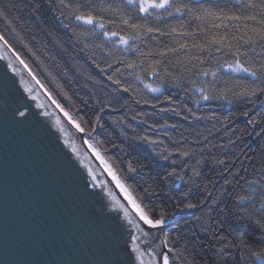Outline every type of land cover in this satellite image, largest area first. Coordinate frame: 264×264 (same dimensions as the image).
<instances>
[{"label": "snow or ice", "instance_id": "obj_1", "mask_svg": "<svg viewBox=\"0 0 264 264\" xmlns=\"http://www.w3.org/2000/svg\"><path fill=\"white\" fill-rule=\"evenodd\" d=\"M30 2L32 7L28 11L37 23H43L42 17L46 11L67 35L65 40L55 32L46 33L51 37L53 47L68 56L71 69L77 76L91 83L92 88L87 98L80 96L78 91L70 92L74 81L69 68L65 67L59 75L50 71L37 51L23 42V28L18 30L15 26L17 21L12 13L14 10L19 11L16 0H0V20L6 25L0 30V52L4 53L0 60L6 61L0 80L11 79L15 85L16 77H19L23 92L32 101L44 97L37 108H52L51 112H33L28 103L21 102L22 97L12 98L9 102L10 90L6 83L0 84V124H23L30 117L39 122V117L43 116L46 120L54 118V126L59 132L66 131V122L74 127L76 133L87 137L83 143L88 145L91 154L103 165L102 171L110 179L101 180L90 165L84 167L83 161H77L79 168L73 164L70 154L77 153V149L71 135L63 140V146L68 149L65 153L67 162L79 177L81 192L86 198L99 199L106 196L111 199V208L118 219L123 213L125 223L113 227L115 230L123 228L127 233L124 248H111L106 251L105 258L96 261V264H193L183 255L187 247L182 251L177 245L184 241L186 245L191 242L195 246V241L199 240L197 233L206 237L201 247L211 252L205 264H227L232 255L229 249L233 245L231 241L224 243L228 237L224 234L223 223L216 218L221 214L226 217L233 211L224 203L225 190L221 189L220 194L210 201L205 196L193 203L190 194L193 188L198 187L195 184V177L200 175L197 166H192V175L187 181L174 167L160 175L157 168L163 169L159 162L177 163L172 159L173 152L178 151L182 157L189 158L194 153L191 149L174 148L170 151L165 139L172 140L170 132L181 126L169 124L167 120L149 124V117L172 113L176 116L183 114L185 121H200L207 118L198 115L202 105L207 108L213 102L230 105L244 100L255 104L259 97L264 96V0ZM186 16L196 23V28L167 23L172 19L183 20ZM9 36L34 58L37 62L35 68L39 72L34 70L33 61L10 42ZM165 40L167 43L163 42ZM148 42L155 46H150ZM77 57L82 58L84 63ZM49 59L55 61V57ZM92 69L96 70L97 75H93ZM9 70L14 74L12 77L8 76ZM41 76L45 79H41ZM105 81L108 83L105 84ZM49 83L54 84V89L49 88ZM106 87L108 92L104 91ZM172 90L179 93V101L174 99ZM122 93L130 94L129 99H123ZM77 100L80 102L77 103ZM89 100L94 102L92 107L96 109L94 119L86 118ZM130 100L136 105L150 106L154 111L131 116L132 121L147 126L143 134L132 136H129L126 129H132L134 133L136 129L127 122L126 116L108 115L107 121H110L113 128L119 129L120 142H115L105 126L106 113L117 112L119 109L130 110ZM187 100H191L193 107L184 103ZM165 102L169 106L160 107ZM223 119L225 123L230 121L227 116ZM161 135L165 139H161ZM181 139L185 138L181 136ZM203 139L206 141L205 149L219 148L226 156L233 152L230 160H237L241 156L250 159L243 149L234 152L235 144L231 140L221 146L208 142L207 136H203ZM137 143L146 146L150 153L143 160L132 155ZM258 159L260 171L264 173V144L261 145V156ZM203 160L202 156L197 165L202 164ZM213 162L222 168V172L233 177L241 170L246 171L242 161L235 172H230L235 165L226 163L224 159L213 157ZM184 167L189 165L185 164ZM81 169L87 173L86 176L81 174ZM169 181L190 186L182 192L177 188V196ZM231 183V179L224 180V185ZM249 184L248 191L256 193L264 201V195H259L264 193L260 180ZM253 184L257 187H251ZM113 185L122 195L114 193ZM97 187L99 192L94 190ZM185 200L188 202L184 203ZM237 200L243 212L237 218L264 232V203L256 208L255 197L252 195L238 196ZM205 201H208L206 205ZM169 206L172 211H169ZM192 209H201L200 214L189 211ZM182 211L187 212L190 219H184L181 223L182 217L178 213ZM185 226L189 229L187 233L181 231ZM172 232L176 234L172 235ZM229 234L235 235L231 229ZM236 238L243 243L242 237ZM146 255L151 259L145 261ZM247 255L253 258V264H264V249L259 252L249 249ZM0 264L3 262L0 261Z\"/></svg>", "mask_w": 264, "mask_h": 264}, {"label": "water", "instance_id": "obj_2", "mask_svg": "<svg viewBox=\"0 0 264 264\" xmlns=\"http://www.w3.org/2000/svg\"><path fill=\"white\" fill-rule=\"evenodd\" d=\"M4 53L0 52V56ZM6 61L0 60V77ZM14 74L9 70L8 76ZM12 98L28 103L33 112L52 111L36 106L44 97L32 101L23 92L19 77L0 80ZM19 93V95H18ZM65 132L54 126V118H29L23 124H0V261L3 264H96L106 251L124 248L126 231L114 229L123 224V213L117 218L111 199L86 198L81 182L67 162L63 140L72 136L77 161L89 165L101 180L108 179L74 132L65 122ZM82 175H87L81 169ZM89 183L91 180L89 179ZM91 190V189H90ZM99 192L97 187L94 189ZM114 193L117 194L113 187ZM118 195V194H117ZM119 196V195H118ZM145 256V261L150 260Z\"/></svg>", "mask_w": 264, "mask_h": 264}, {"label": "trees", "instance_id": "obj_3", "mask_svg": "<svg viewBox=\"0 0 264 264\" xmlns=\"http://www.w3.org/2000/svg\"><path fill=\"white\" fill-rule=\"evenodd\" d=\"M118 2V0H117ZM187 2V0H185ZM16 5L19 11H13L12 17L16 19L17 24L15 26L23 28L21 35L23 36V42L28 44L30 47L34 48L37 51V54L41 57V60L44 61L45 65L52 71L54 74H62V71L65 67H68L70 70L71 78L74 81L69 91H78L80 96L87 98L89 89L92 88L91 83L87 82L83 77L77 76L74 70L71 69V61L67 55L61 54L58 48H54L52 45L51 37L48 36L47 32H55L59 36L67 40V35L57 26L56 21L48 14L46 11L42 17L43 23H37L35 19L31 16L28 9L32 7L30 0H16ZM215 5H213L214 7ZM171 25L184 24L189 29L196 28V23L192 22L190 17H185L183 20L172 19L167 22ZM6 27L5 22L0 20V30H3ZM163 28L164 25H161ZM10 42L14 43V46L18 51L24 52L30 60L33 61L34 70L39 72V69L35 68L37 63L30 54L27 53L26 49L22 45L16 42L12 36L8 37ZM167 43V40L163 41ZM150 46H155L148 42ZM43 49V50H42ZM49 57H55V61H51ZM81 63H84L82 58L77 57ZM93 75H97L96 70L92 69ZM99 78V77H97ZM41 79H45L44 76H41ZM65 84V87H68L67 83L63 80L60 81ZM108 82L105 81V84ZM49 88L54 89V84L49 83ZM104 91L108 92L109 89L106 87ZM174 99L177 101L180 100V95L176 90H172ZM109 95L111 93L109 92ZM123 99H129L130 94L122 93ZM75 99V97H74ZM77 103L80 101L77 100ZM122 102V101H121ZM188 107H193L191 100L184 101ZM94 102L89 100L90 107L86 109L88 119L95 118V108L92 107ZM131 109H119L117 112L108 111L105 117V126L108 133L114 138L115 142H120L119 129L113 128L110 121H107V116H126L127 122L131 123L136 129L134 133L132 129H126L129 136L134 134H143L144 129L147 126L139 125L138 122L132 121L131 116L136 115L137 113L148 112L152 113L154 110L150 106L136 105L131 102ZM169 105L165 102L160 105V107H168ZM247 112L248 115H244ZM186 114V113H184ZM198 115H203L207 117L206 119L200 121H185L183 119V114L176 116L172 113H161L159 116H150L149 124L151 123H163L164 120H167L169 124L175 123L181 127L174 129L170 132L172 140L165 139L161 135V139H165V143L168 145L169 150L174 148H179L181 150H193V155L191 158L182 157L180 153L173 152L172 159L177 161L176 164H171L169 162H159L162 165V169L157 168V171L160 172V175L164 174V171H171L174 167L177 173H182L185 176L187 181L188 177L192 175V166H197L200 170V175L195 177V184L198 187L193 188L192 193L190 194L191 202L196 203L203 197L207 196L209 201L212 197L220 194V190L224 189V203L229 206L233 211H231L226 217L221 214L216 217L223 223L224 234L228 237V240L224 243L227 244L228 241L232 242V247L229 251L232 255L228 258L227 264H253V258L247 255L249 249L251 251L259 252L261 249H264V232H261L259 229L254 227L252 224L246 223L243 219H238L243 215V212L238 207L239 201L237 200L238 196H254L256 208H259L261 203H264L259 199L256 193H250L248 188L250 187L249 182L254 180H260V185L264 186V173L260 171L261 164L259 157L261 156V145L264 144V96L259 97L255 104L250 101L244 100L240 102H234L233 104H226L221 102H213L207 108L203 105L200 108ZM229 117L230 121L228 123L224 122V117ZM162 117V118H161ZM216 117L218 119H213ZM250 121H252L250 123ZM257 133L260 135L258 136ZM183 136L185 139H181ZM203 136H207L208 142H211L213 145H227L229 141H233L235 144L234 152H240L242 149L247 153L250 159H244L241 156L237 160H230L229 157L233 155V152H229L227 156L219 148L205 149L206 141L203 139ZM85 139L87 137L84 135ZM239 137V139H237ZM97 139H103V137H97ZM178 141V143H176ZM248 147L245 148L244 146ZM201 149H205L201 151ZM132 155L139 156L142 160L146 155H150L146 146H143L137 143L134 146ZM204 157L203 163L197 165V161ZM213 157L218 159H224L226 163H232L235 165L234 168L230 169V172H235L236 168L241 166V161L243 162V168L246 171L241 170L235 177L230 176L229 173L222 172V168L215 166L213 162ZM187 164L189 167H184ZM225 179L233 180V183L229 185H224ZM169 185L172 188L175 195H179V192L185 191L190 185L187 183L184 184H174L169 181ZM251 187L256 188V185H251ZM179 189V192L176 189ZM165 190H168L167 188ZM259 195H264L261 193ZM184 203L188 202L187 200L183 201ZM208 201H205V205ZM204 206H201L203 208ZM243 207H248V205H243ZM169 211H172V207L169 206ZM196 215L200 214L201 209H192L189 210ZM179 216L182 217L181 223L184 219H190L187 212H179ZM253 219H257L254 217ZM229 229L235 234L230 235ZM168 231V230H166ZM182 232H188L189 229L187 226L181 228ZM175 232H172V235H175ZM199 240L195 241V246L193 243L189 242L187 245L184 241H181L177 247L182 251L187 247V251L183 252L184 257L189 262L193 264H205V260L209 259L211 256L210 250L202 248L201 245L206 240V237L203 234L197 233ZM236 236L242 237L243 243L240 239H237ZM189 236V240L191 241ZM245 244L247 247H245ZM220 245L217 244V248ZM244 256L243 260L241 256ZM175 253H173V257ZM173 257H170L172 259Z\"/></svg>", "mask_w": 264, "mask_h": 264}, {"label": "bare ground", "instance_id": "obj_4", "mask_svg": "<svg viewBox=\"0 0 264 264\" xmlns=\"http://www.w3.org/2000/svg\"><path fill=\"white\" fill-rule=\"evenodd\" d=\"M62 119H63V117H62ZM67 125H68V124H67ZM68 127L70 128V130H72V131L74 132V134H75V136L77 137V139L81 142L83 148L88 152V154L90 155V157L92 158V160H93L95 163H97V165L99 166L100 170L102 171L103 165H100L99 161L95 159V157H94L93 154H91V150L88 148V145L85 144V143H83V139H85L84 134L76 133L74 127H72V126H70V125H68ZM102 173H104V172L102 171ZM104 174H105V176H106V173H104ZM106 177H107V176H106ZM107 178L110 179L109 177H107ZM113 187H114V185H113ZM114 189H115V187H114ZM115 191L117 192L118 195H122V194L119 193V190H118V189H115ZM157 243H159V241H157Z\"/></svg>", "mask_w": 264, "mask_h": 264}]
</instances>
